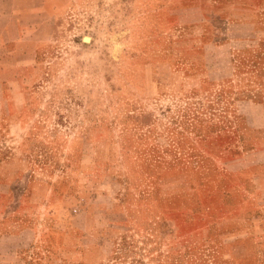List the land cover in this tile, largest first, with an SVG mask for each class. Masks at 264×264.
Segmentation results:
<instances>
[{"label":"rangeland","instance_id":"rangeland-1","mask_svg":"<svg viewBox=\"0 0 264 264\" xmlns=\"http://www.w3.org/2000/svg\"><path fill=\"white\" fill-rule=\"evenodd\" d=\"M49 7L0 30V264H264V0Z\"/></svg>","mask_w":264,"mask_h":264},{"label":"crops","instance_id":"crops-1","mask_svg":"<svg viewBox=\"0 0 264 264\" xmlns=\"http://www.w3.org/2000/svg\"><path fill=\"white\" fill-rule=\"evenodd\" d=\"M219 1L220 0H191V8L203 10L206 3H216ZM0 4L3 5L1 6L2 8H0V12L5 13L3 17L7 21V25L2 26L0 29L3 31L2 37L15 36V38L21 39L25 31L27 32L33 29V27L27 24L21 16L25 14L31 17L38 15L42 16L41 14L43 13H49L51 0H0ZM253 152H255L256 155H260L261 152H264V149L257 147ZM255 217L257 219L262 218L261 216Z\"/></svg>","mask_w":264,"mask_h":264}]
</instances>
